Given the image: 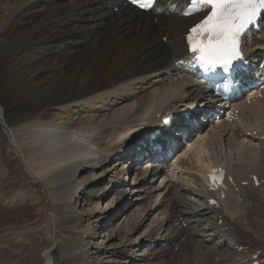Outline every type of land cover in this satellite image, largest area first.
Returning <instances> with one entry per match:
<instances>
[{"label":"bare ground","instance_id":"1","mask_svg":"<svg viewBox=\"0 0 264 264\" xmlns=\"http://www.w3.org/2000/svg\"><path fill=\"white\" fill-rule=\"evenodd\" d=\"M182 1L157 0L148 13L123 0H70L66 5L24 0L17 6L14 14L32 10L29 41L44 54L27 58L25 81L36 89V100H15L0 81V130L7 139L6 152L0 145V170L12 180L29 181L20 195L36 185L47 209L30 227L0 230V264H64L66 258L79 264H234L237 257L242 264L246 255L236 253L235 246L246 254L264 252V184L229 192L222 226L213 220L215 213L194 205L203 201L198 175L224 165L223 159L238 183L251 175L264 180V146L242 145L240 131L228 137L224 125L203 127L206 105L217 107L188 74L183 34L200 16L180 17ZM262 46L256 43L251 55ZM263 105L242 108L244 118ZM176 108L182 113L195 108L191 117L199 125L194 129H201L175 160L188 173L174 182L156 176L159 163L135 160L139 130L158 125L156 115H173ZM252 117L246 118L250 127ZM173 127L176 139L184 132L180 129L193 126L177 115ZM206 140L228 149V155L222 158L216 149L201 154L199 145ZM232 141L241 150L233 149ZM88 145L97 148L96 155L79 154ZM191 151L199 154L198 169L184 158ZM124 157L132 172H124ZM130 180L135 199L126 204L124 186ZM6 182L12 191L14 183ZM36 196L30 189L26 197ZM18 198L13 203L22 201Z\"/></svg>","mask_w":264,"mask_h":264},{"label":"rangeland","instance_id":"2","mask_svg":"<svg viewBox=\"0 0 264 264\" xmlns=\"http://www.w3.org/2000/svg\"><path fill=\"white\" fill-rule=\"evenodd\" d=\"M23 1L24 0H0V60L3 59L0 65V79H1L0 81H2V83L6 84L9 87V89L12 91V97L15 100L18 101L21 99L23 102H30L32 100H36V96H35L36 89L25 81V76L27 74V69H28L27 58H31L34 56L40 57L41 55L44 54V51L37 49L38 46L36 44L32 45L31 42L29 41L30 37L28 36V33L30 32L31 30L30 28L32 27V22L30 21L28 16L32 11L30 7H27L21 10L20 12L14 14V11L20 7V4ZM69 1L70 0H55V3L66 5ZM112 10L113 13H116L118 9L112 8ZM162 42L166 44L167 39L162 38ZM258 111L260 112L263 110L260 108V110H256L255 112ZM255 112H251L250 116L255 115ZM252 119H254V117H252ZM202 123H205V120H203ZM259 126L261 127V129H264V120H261L259 122ZM214 127L212 126V129ZM226 136L225 139H230ZM196 138L197 137L194 135L191 136L189 142L192 143L193 141L196 140ZM206 141L200 143L199 145L201 146L202 149L201 151L200 147L198 148V150L200 149L201 154L202 152H204L203 155H206L207 152H210L213 149H216L217 151L220 150L221 147L218 148L219 146L217 147L216 145L217 143H214L211 140H209L212 143L209 142V144H207L208 140ZM232 142H233L232 148L238 150L239 147L237 146V143H235L234 141ZM6 143H7L6 136L4 135L1 129L0 145L1 146L3 145L2 147H4V152H6L5 149ZM220 152L222 153V154L220 153L222 158H224V154L228 155L229 153L228 149H224V148H222ZM198 158H199L198 152L195 153L191 152L189 156V161L191 162V164L197 166L196 164ZM10 163L11 164L14 163L13 158L11 159ZM15 163L18 164V161H15ZM17 166L18 168H20L19 164ZM121 166L124 169L126 167L125 162L122 161ZM128 170L129 171L131 170L132 172V167H130ZM7 171L10 173L9 165H7ZM3 177L5 179L7 178L8 180L2 181ZM6 181H9L10 184L14 183L13 184L14 189L12 191L9 185L8 187H6L7 186ZM24 181H28V180H23V181L12 180L8 174L4 173V168L0 170V230H4V229L8 230L12 228L20 229L21 227L24 228V226L30 227L31 225L35 224L39 219H41L43 216L46 215L45 213L46 210L44 209H47V207L45 208V206H43L44 204L42 200L39 198V194H38L39 189L36 185L32 184L33 185L32 188L28 185L29 189L27 190V192L22 193L20 195V190L23 189L24 187H27L26 186L27 184L26 182L24 183ZM131 184H132V180H130L129 183H126L124 186L125 187L124 189L128 190L126 194L127 195L129 194V196L125 197V200H129L125 202L126 204L131 203L130 200L135 199L133 198L134 195H131V193H129ZM30 189L33 190L34 192L37 191V196L35 200L34 199L31 200V198L26 197L30 193ZM21 192H24V190H21ZM8 195L10 201L9 204L7 200ZM18 197H20L22 201L18 200L19 202L17 201V203H13L16 199H19ZM102 208L105 209L104 204H102ZM99 225L101 228H103V226H105V223L101 222ZM12 230H16V229H12ZM10 238L13 239L14 234L11 235ZM70 259L71 260H69V258H66L64 264L80 263V261L78 260H75L76 261L75 262L73 261L72 258Z\"/></svg>","mask_w":264,"mask_h":264},{"label":"snow or ice","instance_id":"3","mask_svg":"<svg viewBox=\"0 0 264 264\" xmlns=\"http://www.w3.org/2000/svg\"><path fill=\"white\" fill-rule=\"evenodd\" d=\"M131 3L146 9L152 0ZM198 6L207 12L186 34L192 60L206 71L218 67L227 70L241 56V39L246 30L264 15V0H191L192 8Z\"/></svg>","mask_w":264,"mask_h":264}]
</instances>
